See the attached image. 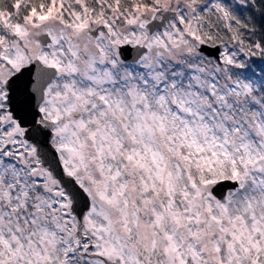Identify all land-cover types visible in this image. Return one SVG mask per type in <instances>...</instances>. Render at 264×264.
<instances>
[{
  "label": "snow or ice",
  "instance_id": "1",
  "mask_svg": "<svg viewBox=\"0 0 264 264\" xmlns=\"http://www.w3.org/2000/svg\"><path fill=\"white\" fill-rule=\"evenodd\" d=\"M0 264H264V0H0Z\"/></svg>",
  "mask_w": 264,
  "mask_h": 264
}]
</instances>
